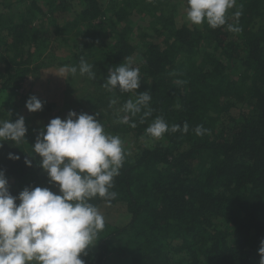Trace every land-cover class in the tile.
<instances>
[{"label":"trees","instance_id":"1","mask_svg":"<svg viewBox=\"0 0 264 264\" xmlns=\"http://www.w3.org/2000/svg\"><path fill=\"white\" fill-rule=\"evenodd\" d=\"M263 9L264 0H236L227 24L212 29L206 21L177 23L174 0H0V98L16 91L30 74L83 58L93 62L95 81L66 108L97 113L105 131L123 141L125 158L112 189L116 198L90 202L97 207L124 203L129 221L123 226L105 223L87 255L80 256L85 264H112L113 257L120 259L116 264H259L264 239V23L255 24ZM135 11L154 17V24L134 31L129 22ZM228 24L240 31H230ZM67 33L78 47L70 56L54 57L59 36ZM109 38L110 45L98 48L99 41ZM129 58L139 68L140 87L108 92L103 87L108 69ZM143 91L151 94V115L143 123L148 109L131 117L134 128L118 123L122 105ZM113 99L116 104L109 107ZM44 105L53 117L64 112L50 102ZM157 116L169 128L187 122L189 131L146 136ZM6 117L0 112V121ZM197 125L208 131L196 135ZM24 139L19 144L3 141L0 147V170L10 194L18 196L26 187H48L59 194L40 167L41 157L32 152L28 134ZM9 153L19 159H9Z\"/></svg>","mask_w":264,"mask_h":264},{"label":"clouds","instance_id":"2","mask_svg":"<svg viewBox=\"0 0 264 264\" xmlns=\"http://www.w3.org/2000/svg\"><path fill=\"white\" fill-rule=\"evenodd\" d=\"M186 19L193 25L205 21L212 29L227 24V12L236 0H186ZM236 15H240L239 12ZM228 29L238 32L232 24ZM93 65L83 58L76 66H64L61 73L75 76L77 71L89 80L96 78ZM183 83V81H177ZM139 68L133 67L130 58L119 66L108 69L103 87L108 92L119 89L131 92L140 87ZM149 91L139 92L128 99L118 114L117 122L136 127L131 117L142 110L141 122L151 115ZM116 104L110 101L109 107ZM29 112L42 110L43 102L35 95L26 102ZM187 133L189 125H172L169 128L162 116H157L145 129V135L160 138L166 132ZM208 130L202 125L194 129L201 136ZM27 127L20 116L14 122L0 121V147L3 141L16 144L25 141ZM32 152L41 157L40 167L46 171L49 183L58 186L59 194L48 187H26L18 196L10 194L8 180L0 170V264H85L80 258L105 227L99 208L90 201L96 197L110 203L116 198L114 177L119 175L125 152L119 136L111 135L95 115L69 111L65 119L53 118L37 135ZM9 159L19 156L9 153ZM31 166L30 160H25ZM19 201V203H17ZM259 264H264V239L258 249Z\"/></svg>","mask_w":264,"mask_h":264},{"label":"rangeland","instance_id":"3","mask_svg":"<svg viewBox=\"0 0 264 264\" xmlns=\"http://www.w3.org/2000/svg\"><path fill=\"white\" fill-rule=\"evenodd\" d=\"M174 2L177 5V10L175 12L177 23H182L183 20L187 21L186 16H183L186 9L185 1L174 0ZM260 17H264V9L261 11V16L257 18L255 26L264 23L262 22V18L260 19ZM130 19L131 20L129 23L132 25V27H134V31L136 32L143 25L145 27L149 24H154V17H151L150 15H145L143 13H140L139 11H135L133 14H131ZM40 23L42 24V20L36 21L37 25H39ZM70 36L71 35H69L68 33L59 36V46L54 54V57H61L63 55L66 56L68 54L69 56L72 55V52L74 51V49H76L77 44L74 48L75 42ZM77 39L79 41L82 40L81 37H77ZM110 44V38L105 41H99L97 43L98 48H103ZM90 63L92 64L93 62L90 61ZM78 65L79 63L77 62L76 64L72 63L67 65L49 66L43 68L37 73L38 76L30 74L22 82V86L16 89V91L14 90L9 93L6 92V95L0 98V112L7 115V120H11L12 122H14L20 116L24 117L25 125L27 127L26 134H28L30 146H34L36 142L35 137H37L39 132L45 128V126L50 122L51 119L56 117H53L54 115H51V109H48V106L44 105V103L50 102L54 104V109L62 112L64 111L63 114L61 113L57 117L65 119V117H62V115L68 114V112L71 111L66 107H71L72 104L77 102L78 99L83 96L86 89L89 86L93 85L95 79L89 80L86 76H81L79 74V71H77L75 76H72L71 74L61 73L60 71V69L64 66H76L78 68ZM27 89H29L30 91L28 92L27 98L23 101L22 95ZM32 95H35L38 99L43 102L42 110L37 112H29L27 110L25 105L27 100ZM14 98H16L15 101ZM128 146L133 148V146H135V143ZM98 208L101 214L104 216L105 223H107V225L123 226L129 221V213L126 204L124 203H118L116 205L104 204ZM112 260L114 261H112V264L120 262V259L118 257H113Z\"/></svg>","mask_w":264,"mask_h":264}]
</instances>
